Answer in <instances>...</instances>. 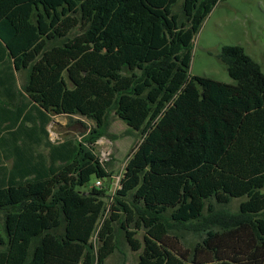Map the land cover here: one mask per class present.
<instances>
[{
  "label": "trees",
  "instance_id": "trees-1",
  "mask_svg": "<svg viewBox=\"0 0 264 264\" xmlns=\"http://www.w3.org/2000/svg\"><path fill=\"white\" fill-rule=\"evenodd\" d=\"M221 1L0 0V65L46 113L94 123L50 167L22 151L0 169V264H105L124 244L137 264H264V72L233 45V83L190 74ZM112 113L143 140L108 208L107 187L82 188L111 178Z\"/></svg>",
  "mask_w": 264,
  "mask_h": 264
},
{
  "label": "rangeland",
  "instance_id": "rangeland-1",
  "mask_svg": "<svg viewBox=\"0 0 264 264\" xmlns=\"http://www.w3.org/2000/svg\"><path fill=\"white\" fill-rule=\"evenodd\" d=\"M181 5L182 2L177 7V12H181ZM233 45L243 47L246 53L261 65L264 72V0H223L219 2L206 18L194 41L190 74L233 83L226 67L218 57L224 46ZM17 77L19 85L22 86L25 83V74L18 73ZM111 122L110 136L97 142L98 153L110 152L107 166L111 178L103 182V187H107L110 195L107 200L108 208L112 206L113 197L119 188L118 178L125 170L133 152L143 140L141 132L130 131L127 124L120 120L115 113L111 114ZM22 125L28 127L26 123ZM93 127L94 123L84 117L53 116L49 125L51 133L47 139L50 142L53 141L52 143H60L66 139L81 141ZM10 138L9 134L5 132L0 139V157L5 154L7 149V146L2 145V140ZM40 149H37V153L45 152L43 148ZM95 182L96 179L93 177L89 184L82 188V191L87 192L94 187ZM244 200H233L229 209L237 211ZM2 224L3 220L0 218L1 227ZM192 238L188 236L186 243L193 242ZM124 251L128 255L126 264H136L138 254L131 253L127 247H124ZM122 259V255L117 254L107 264H119Z\"/></svg>",
  "mask_w": 264,
  "mask_h": 264
},
{
  "label": "crops",
  "instance_id": "crops-1",
  "mask_svg": "<svg viewBox=\"0 0 264 264\" xmlns=\"http://www.w3.org/2000/svg\"><path fill=\"white\" fill-rule=\"evenodd\" d=\"M6 72H8L10 77L12 75L14 79L7 85V88H4L0 83V139H2L5 132H7L11 138L2 140V145L7 146V149L4 152L5 154L0 157V169L3 168L5 170L2 176L10 177L12 172L18 171L15 163L19 162V155L22 151L28 153L34 163L38 162L44 164L46 167H50L53 160H62V152L60 150L68 151L69 149L65 145L68 139L60 143L48 141L47 138L51 133L49 125L53 116L38 107V105L31 101L23 92V85H19L17 77L18 73L23 72H18L16 70L10 71L0 65V77L3 78ZM23 123H26L28 127L24 125L21 126ZM22 132H27L29 138H26L25 134L23 135ZM63 144L65 147H62L64 146ZM59 147L61 149H59ZM40 148H43L45 152L37 153V149ZM4 161L10 162L11 164H6ZM124 247H127L131 253L138 254L139 258V253L133 252L127 244H124L122 246V253L116 252L107 259L105 264L110 262L117 254L123 257L119 264H126L128 255L127 252L124 251Z\"/></svg>",
  "mask_w": 264,
  "mask_h": 264
},
{
  "label": "built area",
  "instance_id": "built-area-1",
  "mask_svg": "<svg viewBox=\"0 0 264 264\" xmlns=\"http://www.w3.org/2000/svg\"><path fill=\"white\" fill-rule=\"evenodd\" d=\"M98 146V144H97ZM99 154V157H100V160L101 162L103 163H108L109 161V156H110V152H103V153H98ZM108 156V157H107ZM125 171V170H124ZM124 171L122 172L121 176L118 178V185L120 187V182H121V179L123 177V174H124ZM95 186L98 187V188H102L103 187V182L101 181H97L95 183ZM119 189V188H118Z\"/></svg>",
  "mask_w": 264,
  "mask_h": 264
}]
</instances>
